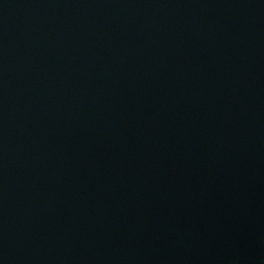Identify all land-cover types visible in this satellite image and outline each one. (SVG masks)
Returning <instances> with one entry per match:
<instances>
[{"label":"water","instance_id":"obj_1","mask_svg":"<svg viewBox=\"0 0 264 264\" xmlns=\"http://www.w3.org/2000/svg\"><path fill=\"white\" fill-rule=\"evenodd\" d=\"M0 264H264V0H0Z\"/></svg>","mask_w":264,"mask_h":264}]
</instances>
